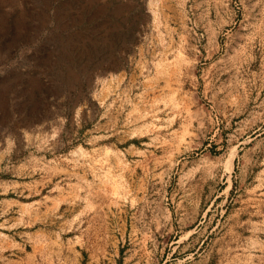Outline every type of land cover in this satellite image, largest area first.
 Instances as JSON below:
<instances>
[{
  "label": "rangeland",
  "instance_id": "rangeland-1",
  "mask_svg": "<svg viewBox=\"0 0 264 264\" xmlns=\"http://www.w3.org/2000/svg\"><path fill=\"white\" fill-rule=\"evenodd\" d=\"M0 264H264V0H0Z\"/></svg>",
  "mask_w": 264,
  "mask_h": 264
},
{
  "label": "bare ground",
  "instance_id": "bare-ground-1",
  "mask_svg": "<svg viewBox=\"0 0 264 264\" xmlns=\"http://www.w3.org/2000/svg\"><path fill=\"white\" fill-rule=\"evenodd\" d=\"M232 158H233V156L230 158V163L232 164Z\"/></svg>",
  "mask_w": 264,
  "mask_h": 264
}]
</instances>
